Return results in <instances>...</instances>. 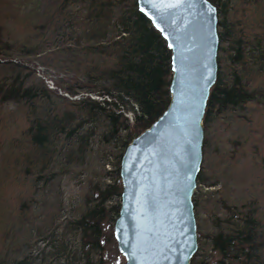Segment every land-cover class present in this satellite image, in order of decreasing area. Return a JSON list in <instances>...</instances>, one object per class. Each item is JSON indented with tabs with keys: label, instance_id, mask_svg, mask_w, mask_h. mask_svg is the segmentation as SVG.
Returning <instances> with one entry per match:
<instances>
[{
	"label": "trees",
	"instance_id": "1",
	"mask_svg": "<svg viewBox=\"0 0 264 264\" xmlns=\"http://www.w3.org/2000/svg\"><path fill=\"white\" fill-rule=\"evenodd\" d=\"M206 1L216 11L217 53L201 157L208 154L212 118L231 114L258 136L245 151L256 172L247 198L233 203L220 197L211 230L195 226L189 264H264V123L255 130L256 119L264 118V0ZM169 56L136 0H0V181L6 194L0 206L10 222L0 226V264H102L118 213V203L108 204L119 199L120 157L168 105ZM31 60L65 78L48 90ZM94 145L111 151V183L94 187L90 205L85 200L64 231L46 227L47 218L35 227L33 198L43 195L53 168L83 167ZM231 145L237 155L242 143ZM203 186L211 185L198 172L194 219ZM32 239L43 244L38 260L29 249Z\"/></svg>",
	"mask_w": 264,
	"mask_h": 264
},
{
	"label": "water",
	"instance_id": "2",
	"mask_svg": "<svg viewBox=\"0 0 264 264\" xmlns=\"http://www.w3.org/2000/svg\"><path fill=\"white\" fill-rule=\"evenodd\" d=\"M169 50V102L119 161L112 238L123 264H189L191 198L201 163L202 119L216 77V11L206 0H136Z\"/></svg>",
	"mask_w": 264,
	"mask_h": 264
},
{
	"label": "rangeland",
	"instance_id": "3",
	"mask_svg": "<svg viewBox=\"0 0 264 264\" xmlns=\"http://www.w3.org/2000/svg\"><path fill=\"white\" fill-rule=\"evenodd\" d=\"M8 28L10 31L13 29L12 25ZM28 65L36 78L42 79L43 83L44 81L50 82L53 87H55L57 81L65 78L64 75L40 65L37 61L31 60ZM56 92L58 95H63L60 91V93ZM83 95L85 94H81V96ZM97 100L101 101L102 98ZM105 101L108 100L105 99ZM12 110V106H7L5 111L12 112ZM119 112L124 114L129 122L131 121L128 113L121 110ZM262 123H264V118L258 117L255 125L256 131L258 125H262ZM246 131L241 124L234 121L231 114H228L223 120L215 116L209 123L208 138L210 141L208 154L206 157H201L198 172L206 180V183L211 186H203L201 188L200 198L197 202L198 216L194 219L195 226L197 227L198 225L202 233L211 230L210 220L213 219V215H217V210H220V197L225 195L230 201L237 203L247 198L250 194L248 184L255 177L256 171L252 168L245 151L249 142L254 138H258V136L251 135ZM235 141L242 143V146L238 150L237 155H231V152L234 151L231 144ZM89 151L90 153L83 167L53 168L49 186L43 190L42 196L36 195L33 198L32 203L33 206L35 205L36 210L31 217L33 222L35 220L32 223L35 227L42 226L41 223L47 218L46 227L53 228L54 226L53 229L56 227L59 231H64L67 223L79 217V214L85 209L84 201L89 200L90 205L94 187L103 188L111 183L114 161L110 156V149L94 145L89 148ZM3 191V181H0V196L3 198L1 199L0 197L1 204L6 199V194H3ZM114 203L119 204V199L114 198L108 206ZM3 209L0 206V226L4 222L10 225L8 216ZM57 229L56 232L59 233ZM103 232L108 238L109 230L105 227ZM12 242L15 249V243L14 241ZM67 243L75 246L74 239L69 238ZM29 246L34 259L38 260L42 257L41 253L43 251L41 249L43 244L41 242L32 239ZM213 260L211 259L209 264H213ZM101 261L102 264H123V258L117 253L114 240L104 243Z\"/></svg>",
	"mask_w": 264,
	"mask_h": 264
},
{
	"label": "built area",
	"instance_id": "4",
	"mask_svg": "<svg viewBox=\"0 0 264 264\" xmlns=\"http://www.w3.org/2000/svg\"><path fill=\"white\" fill-rule=\"evenodd\" d=\"M44 81V80H43ZM44 85H45V87L48 89V90H54V87H53V85L50 83V82H45L44 81ZM74 99H76V98H72V100H74Z\"/></svg>",
	"mask_w": 264,
	"mask_h": 264
},
{
	"label": "bare ground",
	"instance_id": "5",
	"mask_svg": "<svg viewBox=\"0 0 264 264\" xmlns=\"http://www.w3.org/2000/svg\"><path fill=\"white\" fill-rule=\"evenodd\" d=\"M211 4V3H210ZM99 98V97H98ZM76 101V100H75Z\"/></svg>",
	"mask_w": 264,
	"mask_h": 264
}]
</instances>
